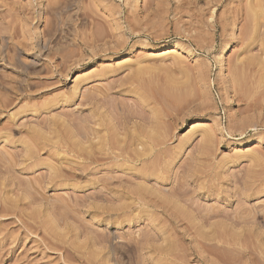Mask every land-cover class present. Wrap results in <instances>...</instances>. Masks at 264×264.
<instances>
[{"label": "rangeland", "instance_id": "374dc122", "mask_svg": "<svg viewBox=\"0 0 264 264\" xmlns=\"http://www.w3.org/2000/svg\"><path fill=\"white\" fill-rule=\"evenodd\" d=\"M141 1L0 0V264H264V0Z\"/></svg>", "mask_w": 264, "mask_h": 264}, {"label": "bare ground", "instance_id": "6f19581e", "mask_svg": "<svg viewBox=\"0 0 264 264\" xmlns=\"http://www.w3.org/2000/svg\"><path fill=\"white\" fill-rule=\"evenodd\" d=\"M141 0H135V3L136 4H141ZM259 4V3H258ZM260 5V4H259ZM261 7V6H260ZM181 49V47H179V44L178 45H175L172 49H171V51L172 52H176L177 53V51L178 50H180ZM156 51V49L155 50H153V52H151L150 54H154V52ZM226 51H227V45H225L224 47H223V51H222V54L223 53H226ZM221 54V55H222ZM149 55V54H148Z\"/></svg>", "mask_w": 264, "mask_h": 264}]
</instances>
